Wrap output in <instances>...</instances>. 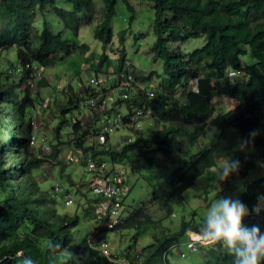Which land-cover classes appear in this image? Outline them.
Returning a JSON list of instances; mask_svg holds the SVG:
<instances>
[{
  "label": "trees",
  "instance_id": "1",
  "mask_svg": "<svg viewBox=\"0 0 264 264\" xmlns=\"http://www.w3.org/2000/svg\"><path fill=\"white\" fill-rule=\"evenodd\" d=\"M65 1L73 7H64L58 0H0V125L2 130L9 123L10 148L14 151V146L17 147V156L12 157L10 151V163L6 164V150L3 144L0 146V264H120L110 260L100 247L109 239V230L103 225L104 216L96 210L98 198L90 196L72 177L63 188L64 200L72 195L78 210L83 208V216L94 218L96 214L97 223L101 224L92 235L78 236V210L73 214L59 212L54 193L60 188L54 185L44 189L33 175V169L60 160L62 125L72 127L70 140L76 145L92 151L95 157L104 155L116 163H124L135 155L146 157L152 164L153 152L166 156H174L177 150L186 153L184 163L153 187L146 202L129 208L118 225L120 229L133 231L130 245L118 254L133 258L135 264H153L154 255L159 262L171 264L170 249L189 230L220 228L247 208L257 207L264 213V204L257 202L264 197V176L251 181L236 203L217 218L183 220L172 232L165 228L157 232L156 224L164 217H158L151 209L157 205L170 216L174 204L186 200L185 191L197 177L228 155L233 156L238 174L247 175L258 163L264 167V0H149L155 8L153 56L163 61L164 71L149 75L132 71L135 82L144 83V88L123 87L121 92L128 93V97L121 98L119 93L107 111L115 106L123 108V103L129 111L134 107L148 108L156 130L150 135L143 131L120 150L98 145L94 140L87 143L85 137L101 130L97 123L106 114L94 111L86 123L76 116V122H72L73 117L66 118V113L80 109L81 99L74 91L68 92L66 103L60 106L64 120L56 129L57 141L51 138L52 151L47 154L32 147L30 142L34 130L31 119L41 99V91L31 88L32 80L36 79L34 65L37 62L44 67L54 65L61 55L65 56L73 43L65 38L64 30L78 36L82 23H90V15L98 10L95 0ZM101 1L104 12L94 34L106 48L114 38L110 21L116 14L118 0ZM124 1L131 11V23L135 7L131 0ZM52 16L63 25L62 31L52 30ZM126 32L127 28L121 31L123 48L116 59L117 75L128 74L130 69L123 45ZM199 37L205 43L184 52L182 42ZM78 46L82 51H90L86 43L79 42ZM13 47L23 62L18 67L21 71L18 85L23 93L17 92L13 83H7L11 81L9 71L3 70L2 53ZM109 59L106 51L101 53L95 71H101ZM232 71L237 74L229 75ZM36 84L42 90L49 80L41 75ZM113 87H118V82ZM59 89L63 88L59 86ZM93 89L86 86L79 93ZM220 95L234 99L237 105L216 114L214 99ZM50 105L51 102L46 110ZM39 116L46 127L48 116ZM208 126L217 131H213L209 146H201L200 139L206 136ZM195 146L197 152L190 154V147ZM130 162L136 169L135 158ZM123 205L126 208L125 201ZM148 226L153 230L150 242L138 249L140 233ZM202 252L201 264H264V218L235 220L231 242L218 241L214 246L202 248Z\"/></svg>",
  "mask_w": 264,
  "mask_h": 264
},
{
  "label": "rangeland",
  "instance_id": "2",
  "mask_svg": "<svg viewBox=\"0 0 264 264\" xmlns=\"http://www.w3.org/2000/svg\"><path fill=\"white\" fill-rule=\"evenodd\" d=\"M64 7L72 8V3L66 2L65 0H58ZM98 10L95 14L90 15V23H82V27L78 36L73 35L71 31L64 30L63 35L72 41L73 46L69 52L62 57H59L54 65L43 66L41 63L37 62L34 65V70L37 71L38 76L45 75L49 80V85L40 90L36 84V80H32L31 88L34 90L41 91V95L50 97L51 102L49 110L45 112L37 107L36 105V117L35 120H41L40 116H48L49 123L45 127L50 138L56 139V129L60 125L61 121L64 120V115L61 113V104L66 103L69 93L75 94L82 90L84 85L90 84V79L97 73L95 71V64L101 53L106 51L109 56V62L105 64L103 69L99 71L101 77L107 78L105 85L113 91V85L119 82L121 79L116 72V59L119 58L118 55L122 51V42L120 40L121 31L127 28V32L124 38V49L127 52V60L129 61V67L134 68L133 71L140 72L141 75H149L153 71H164V63L161 59H155L153 56V46L155 43V35L153 32V24L155 17V8L153 2L149 0H131L135 7L134 20L130 23L129 18L131 11L128 9L127 4L124 0H118L117 11L110 25L114 29V38L111 44L106 48L102 46V41L95 37V28L97 27L98 21L101 19L103 14V2L101 0H95ZM169 14H172L171 12ZM55 16H52L51 28L54 31H62L64 29L63 25L55 22ZM38 22L41 24V17H38ZM85 22V21H84ZM79 42L86 43L90 46V51H82L79 49ZM184 52L188 53L194 49L202 46L205 43L203 37L191 38L187 41L182 42ZM122 50V49H121ZM3 60V70L9 71V82L13 83L17 92L23 93V89L19 87L18 80L20 78L19 69L23 65V62L19 60L16 48H10L2 53ZM20 66V68H18ZM13 68V72H11ZM41 71V72H39ZM103 73V74H102ZM107 73V75H106ZM157 79V75L154 74L153 80ZM13 80V81H12ZM194 85V84H193ZM61 86L65 90L59 89ZM103 89V88H102ZM56 90V91H55ZM101 90V89H100ZM74 91V92H73ZM69 92V93H68ZM116 94V92H115ZM177 97V95H176ZM214 101L217 104L216 114L228 111L237 105V101L234 99L220 95L217 96ZM123 112L126 109V105L123 103ZM116 108H112L114 111ZM119 113L122 114L121 108ZM126 111V110H125ZM95 113L94 110L85 105L81 101L80 109L74 108L73 110L66 113V118L71 119L76 116L80 120L87 122ZM102 122L97 123L98 127H101ZM163 125L166 122L162 123ZM144 132L146 135L153 134L156 130V125L154 120L144 119L143 121ZM160 129V127H158ZM72 127L68 125H62V130L60 132L61 139V152L59 154V161L44 164L40 168L33 169V175L40 182L44 189L48 187L58 186L60 189L55 192L57 203L56 206L59 212H68L73 214L74 211L78 210V205L72 203L71 205L64 204L65 198V187L69 184V178L72 177L79 182L85 183L88 190V194L92 196V192L89 191L90 181L93 179V174L88 172L85 168L84 162H74L67 159L66 155L69 152H76L77 148L80 147L72 142ZM213 131H217L213 126H208L206 130V136L200 139L201 146H209L211 144V137ZM9 134L10 132L9 123H5V127L1 130L0 125V146L4 145L6 150V164L10 163V157L8 156L11 151V156H17V147L14 151L9 145ZM94 134L90 133L85 137L87 143L94 140ZM135 136L129 132L127 129H119L113 133H109V140L106 144L107 147H118L120 150L125 144L129 143L125 137ZM14 141L17 138L14 137ZM41 139L39 137L36 139L35 144H31L38 150V145ZM77 146V148L75 147ZM8 149V151H7ZM79 149V148H78ZM198 147H190V154L197 152ZM154 161L149 163L145 158H136L138 156L131 155L130 158H126V177L127 182L131 187V190L126 192L125 205L127 210L131 207L139 205L142 201H147L151 196V191L153 187L160 181L171 175L173 170L184 163L186 153L175 152L174 156H166L163 153L153 152ZM9 157V158H8ZM135 158L136 169H134L130 159ZM17 162V161H16ZM123 163V164H124ZM120 165V169L123 168V164L116 163ZM110 162V165H116ZM133 167V170H132ZM246 175V174H245ZM238 174L235 170V162L232 155H228L220 160H218L217 165L208 167L206 170L197 177L195 183L185 191L184 202L174 204V213L170 216L166 215V212L154 206L151 208L154 210L158 217H164L161 222L156 224L157 232L159 233L161 229L165 228V231H174L179 228L183 220H190L193 217L196 220L209 219L213 220L223 214L230 206L234 205L240 194L247 188L248 184L260 177L264 176V167L261 164H257L256 167L252 168L247 175ZM17 180V179H16ZM82 183L80 187L82 188ZM15 188L17 186V181H15ZM64 188V190H63ZM125 208V210H126ZM129 212V211H128ZM126 213V212H125ZM80 215V221L77 226L78 236H90L92 235L94 228L99 225L97 223V215L84 217L83 210L80 208L78 210ZM114 229L109 231V241L111 242L110 248L124 251L130 245V238L133 231ZM151 226H148L143 232L140 233V240L138 241L137 248L142 249L148 245L151 239ZM188 234L183 235L177 244H175L169 252V260L171 264H201L203 263V252L202 249L188 252L187 240ZM229 243V241H228ZM208 246V243L204 244V247ZM181 250L187 253L186 256H182ZM153 264H165L164 262L158 260L154 255Z\"/></svg>",
  "mask_w": 264,
  "mask_h": 264
},
{
  "label": "built area",
  "instance_id": "3",
  "mask_svg": "<svg viewBox=\"0 0 264 264\" xmlns=\"http://www.w3.org/2000/svg\"><path fill=\"white\" fill-rule=\"evenodd\" d=\"M37 71H35L36 82L41 76L36 74ZM128 72V74L119 73L118 76L121 78L119 80V87H113V91L105 85L107 78L96 75L91 77V87L95 90L93 89L89 93H85L84 91L80 93L81 100L85 105L101 115L106 114L103 118L104 125L102 129L93 136L98 144L106 143L109 133H113L121 128L129 130V132L136 137L144 130L143 120L152 117L151 110L148 108L135 107L132 108L131 111L126 110V112H122L121 114L117 106H115L114 108L116 109L114 111H107L109 105L117 101V95L119 93L121 94V98L128 97V93L121 92L123 87H128L132 83L133 76L131 69H129ZM236 73V71L231 72L232 75ZM40 98V102L36 105L39 110L40 108L46 110L51 98L43 95H41ZM31 120L34 128L30 141L31 144H35L36 139L41 137L42 142L38 145V148H41L44 153L50 154L52 151L51 138L46 128L42 126L44 122L42 120H35V115L32 116ZM76 120V117H73L72 122H76ZM125 139L131 141L135 138L133 136H128L125 137ZM78 148L75 153L72 151L69 152L67 158L74 162H84L86 170L93 174L89 189L93 195L99 197L97 211L104 216L103 223L110 228H114L125 214L123 201L126 197V192L130 190L125 179V167L123 166V168L120 169V165H110L107 161L97 157L96 160L91 151H86L82 147ZM64 201L66 206L71 205L74 203L73 196L69 195ZM105 245H107V243H105ZM190 246L193 247V243H190ZM105 253L109 256L112 255V253L107 250H105ZM114 260L120 262V264H132L130 259L119 254L117 255V259L115 258Z\"/></svg>",
  "mask_w": 264,
  "mask_h": 264
},
{
  "label": "clouds",
  "instance_id": "4",
  "mask_svg": "<svg viewBox=\"0 0 264 264\" xmlns=\"http://www.w3.org/2000/svg\"><path fill=\"white\" fill-rule=\"evenodd\" d=\"M128 67H129V62H128ZM130 69H131V73H132V71H133V69L134 68H131L130 67ZM103 74V73H102ZM231 74V72L229 73V75ZM237 74V73H236ZM96 75H98V76H100V74L99 73H95V75L94 76H96ZM106 75H107V73H106ZM93 76V77H94ZM101 77V76H100ZM90 82H91V79H90ZM131 85H133L134 87H143L144 88V83H142V82H138V81H136L135 82V78H134V75H133V79H132V83H131ZM87 85H84L83 87H82V89L84 88V87H86ZM88 86H90L91 87V83H90V85H88ZM150 86H154V85H152V84H150ZM118 87H119V82H118ZM66 88H64V90H65ZM77 94V93H76ZM78 96H79V98L81 99V97H80V93L78 92ZM153 97V96H152ZM80 101H82V100H80ZM135 108V107H134ZM123 108H121V112H123V110H122ZM125 110H128L127 108L125 109ZM124 110V112H126ZM123 112V113H124ZM146 119H148V118H146ZM151 119V118H150ZM89 120V119H88ZM87 120V121H88ZM144 121V120H143ZM84 122V121H83ZM99 122H102V124H101V129H102V127H103V125H104V122H103V119L101 120V121H99ZM71 127V126H70ZM71 131V130H70ZM144 131V130H143ZM108 140H109V137H108ZM94 142H96L95 141V139H94ZM108 142V141H107ZM107 142L106 143H104V144H107ZM98 144V143H97ZM98 145H101V144H98ZM76 148H77V146H75ZM116 149L118 148V147H115ZM88 151H90V150H88ZM92 152V151H91ZM69 154V153H68ZM67 154V155H68ZM67 155H66V157H67ZM95 157V156H94ZM97 158H100V159H102V160H104V161H107L109 164H110V162H112V163H114V164H116V162H114L110 157H105L104 155H98V156H96ZM68 159V158H67ZM117 163H120V162H117ZM121 164H123V163H121ZM123 166L125 167V163L123 164ZM125 171H126V167H125ZM125 179H126V183L128 184V182H127V177H126V175H125ZM90 183V182H89ZM81 186V185H80ZM128 186H129V188H130V190H131V187H130V185L128 184ZM83 189H87V188H84V187H82ZM129 190V191H130ZM89 191H91L90 189H89ZM93 194V193H92ZM97 197V196H96ZM98 198V201H99V197H97ZM97 201V202H98ZM124 201H125V199H124ZM258 204L259 205H261V204H264V197H262V198H260L258 201ZM98 204V203H97ZM97 207V206H96ZM82 210H83V208H82ZM97 210V209H96ZM126 212V213H125ZM127 208H126V210H125V207H124V216L127 214ZM123 216V217H124ZM240 218H243V219H254V220H257V221H259V220H261V219H263L264 218V213H260L259 211H258V209H257V207H254V209H251V208H247L240 216H237L235 219H229V220H226L224 223H223V225L220 227V228H216V229H207V230H202V231H196V230H189L188 232H187V234H188V236H189V238H188V240H187V248H188V252H193V251H197V250H200V249H202V248H207V247H209V246H214V244H216L218 241H224V242H227L228 243V241L229 242H231L232 241V224H233V222L235 221V220H237V219H240ZM120 223V222H119ZM119 223L117 224V226H115L114 228H110V227H108V226H106L104 223H103V225L110 231V230H114V229H120V228H118V225H119ZM99 225H101V224H99ZM99 225H97V226H99ZM96 226V227H97ZM95 227V228H96ZM124 230V229H123ZM109 234V233H108ZM110 237V236H109ZM105 243H107V245H105ZM190 243H193V247L192 246H190ZM206 243H208V246H206L205 245V247H204V244H206ZM110 245H111V242L109 241V240H107V241H104V242H102L101 243V245H100V247H101V249H103V251H104V253H105V250H107V251H110L111 253H112V255L111 256H109V255H107L106 253H105V255L106 256H108V258L110 259V260H112V261H115L114 259H115V257L118 255V253L120 252V251H118V250H115V249H112V248H110ZM138 252H140V250H138ZM181 252V254H182V256H186L187 255V253L188 252H186V251H184V250H181L180 251ZM113 257V258H112ZM133 257V256H132ZM127 258V257H126ZM135 258V257H134ZM143 258V257H142ZM128 259H130L131 260V263L132 264H135V261H133V258H129L128 257ZM133 261V262H132Z\"/></svg>",
  "mask_w": 264,
  "mask_h": 264
},
{
  "label": "crops",
  "instance_id": "5",
  "mask_svg": "<svg viewBox=\"0 0 264 264\" xmlns=\"http://www.w3.org/2000/svg\"><path fill=\"white\" fill-rule=\"evenodd\" d=\"M56 91V90H55ZM63 131V130H62ZM80 183H82V182H80ZM83 185H82V187H84V188H86V184L85 183H82Z\"/></svg>",
  "mask_w": 264,
  "mask_h": 264
},
{
  "label": "bare ground",
  "instance_id": "6",
  "mask_svg": "<svg viewBox=\"0 0 264 264\" xmlns=\"http://www.w3.org/2000/svg\"><path fill=\"white\" fill-rule=\"evenodd\" d=\"M96 158V157H95ZM96 160H97V158H96Z\"/></svg>",
  "mask_w": 264,
  "mask_h": 264
}]
</instances>
